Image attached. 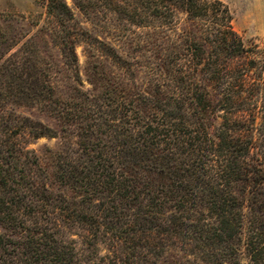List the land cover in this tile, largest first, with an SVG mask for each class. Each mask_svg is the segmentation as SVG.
Wrapping results in <instances>:
<instances>
[{
    "label": "trees",
    "instance_id": "trees-1",
    "mask_svg": "<svg viewBox=\"0 0 264 264\" xmlns=\"http://www.w3.org/2000/svg\"><path fill=\"white\" fill-rule=\"evenodd\" d=\"M35 1L45 10L40 30L73 74L79 44L121 66L66 0ZM73 3L86 18L145 28L153 81L139 88L111 72L100 95L73 88L81 101L71 105L41 59L26 70L20 93L30 90L62 138L75 134L77 141L53 152L54 178L64 189L57 192L31 150L0 152V225L26 238L0 234V264H159L170 248L203 264H228L242 253L264 264V37L245 41L220 0ZM181 15L189 26L179 28ZM20 133L58 137L40 121Z\"/></svg>",
    "mask_w": 264,
    "mask_h": 264
},
{
    "label": "rangeland",
    "instance_id": "rangeland-1",
    "mask_svg": "<svg viewBox=\"0 0 264 264\" xmlns=\"http://www.w3.org/2000/svg\"><path fill=\"white\" fill-rule=\"evenodd\" d=\"M232 15V26L245 41L259 42L264 37V0H220ZM72 8L75 18L86 28L93 37L112 46L121 57L119 65L115 67L95 49L79 44L76 47L78 56L77 72L73 74L63 63L59 49L54 46L47 32H43L44 8L35 0H0V41L7 38L12 43L9 47H0V152L6 156L14 148L25 147L38 157L39 164L46 176L45 182L52 191H62L54 178L53 152L62 146V143L74 144L77 141L75 134L62 138L58 121L40 106L31 97H24L21 85L25 72H32L38 60L42 66H47L54 84L58 87L61 99L71 102L81 101L74 97L73 88L91 90V93L100 95L104 92L103 86L109 79L111 72L122 78L126 83H135L139 88H145L152 83L151 69L153 58L148 47V36L145 28L135 27L128 23L105 17L86 18L74 5L73 0H66ZM179 28L189 26L185 15L180 16ZM32 37L31 44H25ZM18 48L21 50L17 51ZM102 73V74H101ZM82 82V86L76 81ZM106 79V81H105ZM31 79H29L30 82ZM21 90V91H20ZM28 118V119H25ZM40 121L58 132V137H40L29 139L22 137L21 131L31 130L35 122ZM64 134V133H63ZM6 151V152H5ZM13 176L17 178L19 164H11ZM12 188L17 185L10 183ZM14 194V193H13ZM6 193L0 189V198ZM32 228V224L27 222ZM8 227L0 225V234L12 240H25ZM75 233V232H74ZM27 234V233H26ZM76 246L82 248V240L73 235ZM106 245L100 244V252H106ZM159 264H203L197 257L186 253L179 248H170L160 257ZM228 264H254L245 253Z\"/></svg>",
    "mask_w": 264,
    "mask_h": 264
}]
</instances>
